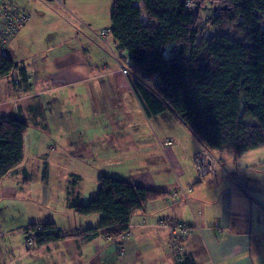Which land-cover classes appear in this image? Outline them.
Here are the masks:
<instances>
[{"label": "crops", "instance_id": "1", "mask_svg": "<svg viewBox=\"0 0 264 264\" xmlns=\"http://www.w3.org/2000/svg\"><path fill=\"white\" fill-rule=\"evenodd\" d=\"M17 2L29 19L6 46L26 81L16 71L0 78V119L21 117L27 130L55 139L60 152L39 143L26 155L24 139L22 163L0 180V264H177L168 232L152 226L158 220L193 227L184 239L192 264H264V147L236 157L215 151L217 182L170 197L193 181L192 157L202 144L169 111L149 114L119 71L112 54L127 67L129 56L111 33L98 37L110 27L113 0ZM83 145L91 150L77 151ZM84 154L104 156L109 169L94 167ZM96 170L123 172L107 176L164 193L132 215L123 239L83 236L101 216H80L68 204L72 195L84 204L95 195L97 178L106 175ZM64 176L76 178L75 189L51 195L49 179ZM45 223L66 237L27 247V227Z\"/></svg>", "mask_w": 264, "mask_h": 264}, {"label": "trees", "instance_id": "2", "mask_svg": "<svg viewBox=\"0 0 264 264\" xmlns=\"http://www.w3.org/2000/svg\"><path fill=\"white\" fill-rule=\"evenodd\" d=\"M186 1L113 0L111 35L117 49L129 56L130 80L141 104L149 114L169 111L202 147L235 157L263 148L264 0H212L218 4L209 18L214 31L200 40L201 18L192 16ZM169 44L179 47L177 56L165 57ZM13 71L26 81L24 67L0 48V78ZM27 128L21 118L0 119V180L22 163ZM97 183L87 203L77 194L68 198L78 215L101 216L96 228L82 232L85 237L117 239L135 212L164 194L107 175ZM37 226L42 232L35 235L36 247L66 237L54 223L27 230ZM176 263L192 264L186 256Z\"/></svg>", "mask_w": 264, "mask_h": 264}, {"label": "built area", "instance_id": "3", "mask_svg": "<svg viewBox=\"0 0 264 264\" xmlns=\"http://www.w3.org/2000/svg\"><path fill=\"white\" fill-rule=\"evenodd\" d=\"M193 6L194 2L192 0L186 1L187 8L192 9ZM28 19V12L17 2V0H0V48L5 47L14 38L20 28H22L27 23ZM110 33V27L103 28L99 31L98 37L102 41H105L106 37ZM112 56L118 65L119 71L124 76L131 77V71L129 70V67L121 64L117 55L112 54ZM169 143L170 142L166 140L164 145H168ZM192 162L195 171L193 181L188 185L179 186L174 189L170 193V197L174 199L185 197L187 193L192 191L193 185L195 183L207 182L210 185H214L217 182L218 169L221 161L214 150L201 147L193 154ZM142 226L147 225L144 224ZM152 226L168 232L169 245L172 255L174 256L176 262H183L186 252L184 239L193 230V227L187 222L167 223L161 220H158ZM41 232L42 228L40 226L35 227L34 230L26 229V246H36L35 235ZM129 233L130 227H128V229L117 239H123L128 236Z\"/></svg>", "mask_w": 264, "mask_h": 264}, {"label": "rangeland", "instance_id": "4", "mask_svg": "<svg viewBox=\"0 0 264 264\" xmlns=\"http://www.w3.org/2000/svg\"><path fill=\"white\" fill-rule=\"evenodd\" d=\"M194 2V6L192 8V10L190 11V13L192 14V16L194 17L196 14H198L201 18V22L200 25L203 28L201 34L199 35L198 39L200 40L202 37L203 38H209L211 36V34L213 33V28L210 27V19L215 13H216V9L218 7L217 2H214L212 0H192ZM143 18L144 21H146V16L145 14H143ZM95 30H93L92 33H94ZM11 45L9 44L8 46H5L2 48V52L4 55H6L7 57L11 58L12 60L16 61L17 56L13 57L11 56ZM178 51H179V47L175 44H169L165 47L164 50V55L167 58L173 57V56H177L178 55ZM126 57H128V54L126 53V51L123 52ZM16 55V54H15ZM69 109V108H68ZM36 131H32V129H28L27 132L25 133L24 139H25V153L26 155L29 154L31 147H33L35 144H42L43 147H45L46 150H50L51 147H55V151H51L53 153H58L59 151V147L58 144L56 143L55 139L48 137V133H44L42 131L40 132H36ZM34 134V135H33ZM39 134V135H37ZM79 136V135H78ZM82 136L80 135L79 138H81ZM59 142V140H57ZM53 150V149H52ZM91 150V148H89L88 146H81L79 148H77V151H88ZM74 154V152H73ZM83 155V154H82ZM77 157V156H76ZM81 157V156H79ZM85 158V161L88 163H91L94 167L98 168V169H104L107 168L105 167V161L103 162L104 156H99V155H94V154H84L83 156ZM71 161V166L74 167L75 164V159L70 158ZM109 162V161H108ZM104 163V165H103ZM110 165H112V163H109ZM75 168V167H74ZM109 169V168H107ZM96 173H98V175L105 173L106 175H112V176H118V175H122L121 173L123 172H104L96 170ZM75 177L74 179H70L67 178V176H64L62 179L58 180L57 178H53L51 180V178L49 179V186L51 187V195H55L58 193H61V191L66 190V189H75L74 185L72 182H76L75 181ZM38 178L34 177V183H37ZM71 191V190H70ZM190 234V233H189Z\"/></svg>", "mask_w": 264, "mask_h": 264}, {"label": "bare ground", "instance_id": "5", "mask_svg": "<svg viewBox=\"0 0 264 264\" xmlns=\"http://www.w3.org/2000/svg\"><path fill=\"white\" fill-rule=\"evenodd\" d=\"M21 118V117H20Z\"/></svg>", "mask_w": 264, "mask_h": 264}]
</instances>
